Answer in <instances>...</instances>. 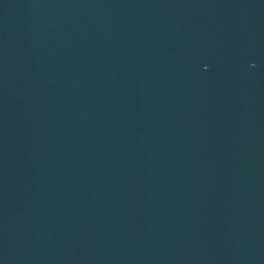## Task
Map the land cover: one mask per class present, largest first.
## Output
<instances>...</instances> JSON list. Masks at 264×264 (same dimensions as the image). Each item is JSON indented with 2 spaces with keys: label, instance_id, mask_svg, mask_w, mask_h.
<instances>
[{
  "label": "water",
  "instance_id": "obj_1",
  "mask_svg": "<svg viewBox=\"0 0 264 264\" xmlns=\"http://www.w3.org/2000/svg\"><path fill=\"white\" fill-rule=\"evenodd\" d=\"M0 264H264V0H0Z\"/></svg>",
  "mask_w": 264,
  "mask_h": 264
}]
</instances>
